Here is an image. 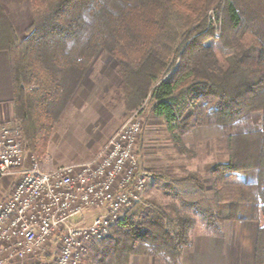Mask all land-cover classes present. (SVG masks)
Segmentation results:
<instances>
[{
  "label": "trees",
  "instance_id": "16d2710c",
  "mask_svg": "<svg viewBox=\"0 0 264 264\" xmlns=\"http://www.w3.org/2000/svg\"><path fill=\"white\" fill-rule=\"evenodd\" d=\"M30 1L23 39L0 5V50L9 55L14 121L27 147L44 154L68 99L105 49L121 78L115 99L127 111L149 99L178 153L187 152L183 135L193 127L226 133L227 159L210 169L214 205L193 203L195 214L217 233L226 220L258 221L254 264H264V0ZM214 10L217 36L208 24ZM208 39L228 51L224 66L206 52ZM176 182L204 189L191 172ZM193 223L176 206L140 200L93 248L97 264H129L134 255L180 264Z\"/></svg>",
  "mask_w": 264,
  "mask_h": 264
},
{
  "label": "built area",
  "instance_id": "2783aa9c",
  "mask_svg": "<svg viewBox=\"0 0 264 264\" xmlns=\"http://www.w3.org/2000/svg\"><path fill=\"white\" fill-rule=\"evenodd\" d=\"M139 134L129 119L89 160L43 169L19 124L0 125V179L13 181L0 201V264H86L140 199L148 177L138 165Z\"/></svg>",
  "mask_w": 264,
  "mask_h": 264
},
{
  "label": "rangeland",
  "instance_id": "374dc122",
  "mask_svg": "<svg viewBox=\"0 0 264 264\" xmlns=\"http://www.w3.org/2000/svg\"><path fill=\"white\" fill-rule=\"evenodd\" d=\"M0 5L11 20L17 37L25 38L33 22L34 9L31 1L0 0ZM208 24L213 27V34L217 36L221 23L216 18L215 10L210 14ZM205 45L206 52H214L224 66L228 51L222 49L214 39H208ZM120 82L117 60L105 49H100L68 99L58 124L49 136L44 154L29 148L31 154L43 169L86 161L96 154L122 124L129 119H136L140 123V134L137 138L138 165L148 177L137 202H152L168 211L176 206L182 212L193 216L194 223L189 237L190 233L194 235L202 230L214 232L201 216L195 214L193 203H199L203 207L207 204L214 205L210 169L227 159L226 133L215 125L193 127L183 135L187 152L178 153L173 147L164 120L150 113L149 99L132 111H127L115 99L114 90ZM29 90L26 93L27 101L30 98ZM17 122L22 127L21 121ZM187 172L200 177L203 190L200 191L188 183L176 182V178ZM85 215L83 223L86 225L92 220V212ZM96 245L89 250L86 264H97L98 258L93 250ZM140 258L142 255L131 256L129 264H142L141 260L138 261ZM151 260L154 259L149 257L148 264ZM154 262L158 264L156 260Z\"/></svg>",
  "mask_w": 264,
  "mask_h": 264
},
{
  "label": "crops",
  "instance_id": "0c3cea01",
  "mask_svg": "<svg viewBox=\"0 0 264 264\" xmlns=\"http://www.w3.org/2000/svg\"><path fill=\"white\" fill-rule=\"evenodd\" d=\"M12 100L9 55L0 50V125L14 120ZM12 183L11 178L0 179V201L9 195ZM219 228V233L208 230L194 235L190 233L191 245L183 251L180 264H254L258 222L226 220L219 224ZM148 259L142 256L138 261L148 264ZM150 264H155L154 260Z\"/></svg>",
  "mask_w": 264,
  "mask_h": 264
}]
</instances>
